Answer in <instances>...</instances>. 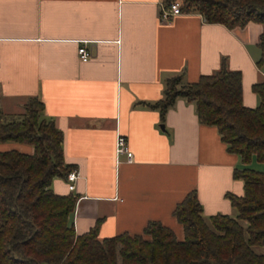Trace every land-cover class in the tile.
<instances>
[{
	"label": "crops",
	"instance_id": "crops-1",
	"mask_svg": "<svg viewBox=\"0 0 264 264\" xmlns=\"http://www.w3.org/2000/svg\"><path fill=\"white\" fill-rule=\"evenodd\" d=\"M162 4L0 0V110L20 116L35 97L61 132L64 162L80 178L74 191L62 177L50 188L77 197L76 235L96 223L99 239L135 234L157 220L182 237L172 210L192 190L204 217L237 216L228 194H243L233 175L244 167L239 155L227 150L216 127L199 122L193 102L179 97L163 115L152 105L168 78L194 82L224 62L241 73L243 105L256 107L262 26L228 29L197 12L161 21ZM81 45L91 50L87 61L78 57ZM117 133L127 138L131 162L115 157ZM10 150L33 153L30 145L0 142V152Z\"/></svg>",
	"mask_w": 264,
	"mask_h": 264
},
{
	"label": "trees",
	"instance_id": "trees-1",
	"mask_svg": "<svg viewBox=\"0 0 264 264\" xmlns=\"http://www.w3.org/2000/svg\"><path fill=\"white\" fill-rule=\"evenodd\" d=\"M179 1L182 11L228 29L260 24L257 65H264V0ZM252 90L259 104L249 108L242 103L241 73L222 62L194 82L180 75L168 78L163 98L152 105L163 115L179 97L193 102L199 122L216 127L227 150L244 165L233 173L243 181V194H228L237 216L215 214L207 224L192 190L172 210L182 237L157 220L135 234L99 239L96 223L76 235L71 216L77 197L50 188L54 178L65 179L72 169L63 159L61 132L43 117L44 105L35 97L20 116L0 110V142L33 147L32 154L0 152V264H264V81ZM253 161L261 167H252Z\"/></svg>",
	"mask_w": 264,
	"mask_h": 264
},
{
	"label": "built area",
	"instance_id": "built-area-1",
	"mask_svg": "<svg viewBox=\"0 0 264 264\" xmlns=\"http://www.w3.org/2000/svg\"><path fill=\"white\" fill-rule=\"evenodd\" d=\"M185 13L181 9V2L179 0H172L167 5L164 3L161 5L159 10V19L161 21H169L171 18L181 15ZM77 54L81 61H87L92 53L91 50L81 45L77 48ZM124 156L127 162L132 161V151L129 148L127 138L117 133L115 138V157L118 159L119 157ZM80 178V173L77 168H72L66 175L65 181L68 184L69 191L75 190L76 181Z\"/></svg>",
	"mask_w": 264,
	"mask_h": 264
},
{
	"label": "rangeland",
	"instance_id": "rangeland-1",
	"mask_svg": "<svg viewBox=\"0 0 264 264\" xmlns=\"http://www.w3.org/2000/svg\"><path fill=\"white\" fill-rule=\"evenodd\" d=\"M253 164L254 165H251L252 167H255V168H260L261 165L256 163L255 161H253ZM205 221L207 222V224L210 225V222H209V219L205 217ZM242 224H245V222H241ZM255 250L259 251L260 249L259 248H255Z\"/></svg>",
	"mask_w": 264,
	"mask_h": 264
}]
</instances>
